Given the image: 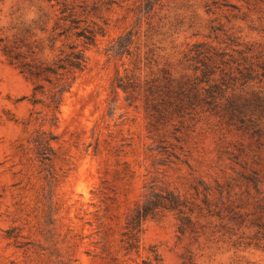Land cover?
<instances>
[{"label": "rangeland", "instance_id": "rangeland-1", "mask_svg": "<svg viewBox=\"0 0 264 264\" xmlns=\"http://www.w3.org/2000/svg\"><path fill=\"white\" fill-rule=\"evenodd\" d=\"M67 1L96 41L56 109L2 47L81 40L0 0V264H264V0Z\"/></svg>", "mask_w": 264, "mask_h": 264}, {"label": "trees", "instance_id": "trees-1", "mask_svg": "<svg viewBox=\"0 0 264 264\" xmlns=\"http://www.w3.org/2000/svg\"><path fill=\"white\" fill-rule=\"evenodd\" d=\"M48 3L54 1L52 6H57L59 17L58 19L63 22L61 30L58 32V37L64 39L74 38L75 40H81L83 48H79L77 44L68 43L66 49L59 50L53 59L49 61H28L26 57L15 47H9L4 45L2 47V52L8 59L9 63L12 64L19 72L27 77L35 79H43L49 83L62 82L60 88L54 93L51 99V104L53 108L58 109L60 104V97L57 94L62 95L63 92L68 91L71 87V82H68L69 75L74 74L76 71H82L86 64V56L84 50L88 46H92L96 41V33L88 29L87 27L80 26V15L84 11L81 5H78L79 11L76 6L69 3L67 0H46ZM208 76V71H202V77ZM129 87L124 84L122 78L117 79V88L126 91ZM40 86L36 85L35 90L39 89ZM213 89L215 87H209L206 94L213 96ZM149 90L150 87H149ZM213 98V97H212ZM210 104V103H205ZM159 206L157 204H146L142 210H138L136 215L133 217L131 222L133 229H138L141 222L147 217L148 214L155 208Z\"/></svg>", "mask_w": 264, "mask_h": 264}]
</instances>
